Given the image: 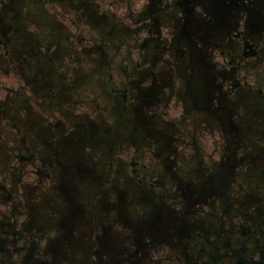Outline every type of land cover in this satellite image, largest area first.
I'll return each instance as SVG.
<instances>
[{
  "label": "flooded vegetation",
  "instance_id": "flooded-vegetation-1",
  "mask_svg": "<svg viewBox=\"0 0 264 264\" xmlns=\"http://www.w3.org/2000/svg\"><path fill=\"white\" fill-rule=\"evenodd\" d=\"M137 4L0 0V264H264V0Z\"/></svg>",
  "mask_w": 264,
  "mask_h": 264
},
{
  "label": "rangeland",
  "instance_id": "rangeland-1",
  "mask_svg": "<svg viewBox=\"0 0 264 264\" xmlns=\"http://www.w3.org/2000/svg\"><path fill=\"white\" fill-rule=\"evenodd\" d=\"M126 2H123V4L121 3V2H118V3H113V5H111V4H106V5H108V6H101V8H102V10H111V12H113V13H116V14H118L119 16H121L122 15V12L121 11H123V10H125L127 7H126ZM47 5V4H46ZM48 6V8L51 10V12H54V11H58L59 13H57L58 14V16L60 17V18H62L63 17V15L61 14V12H62V8H61V6L60 5H56V7L54 6V5H52V6H50V5H47ZM120 6V7H119ZM47 8V7H46ZM117 8L119 9V10H121V11H118L117 10ZM73 12H75V10L73 9ZM63 13V12H62ZM72 15V13H70L69 14V16H71ZM74 15V14H73ZM70 23H68V25H69ZM82 27H84V29L82 28V36H80V39H83L82 41H84L85 42V45L89 48L88 49V53H89V56L90 57H96L97 58V56H99L100 55V47L102 46L101 45V42H100V34L98 35L97 33H96V30H97V27H95V28H92V26H90V25H84V26H82ZM72 31L73 32H76L75 30H76V25L74 24V26L72 25ZM89 36H92L93 37V39H90V37ZM124 42H125V40H123L122 42H121V40L120 39H115V38H113L112 37V41L110 42V46L108 47V49L106 50L107 51V54H106V57L107 58H109V57H111L112 56V54L114 53V52H116V50H117V52H118V56L120 57L121 56V61H119V59L116 61V63H118V66H117V68H115V70L113 71H111V70H109V71H107L106 69H105V64H104V66L103 65H100V67H99V65H95V63H94V66L95 67H97L96 69H95V72H96V74L98 75V77L100 78V76L101 77H103L104 76V78L106 79V77H107V74L108 73H113L114 75V78L116 79V80H121V79H123L125 76H124V72L123 71H125V72H127L128 71V69H129V64L126 62V60L125 59H123L122 60V56H126V47H125V45H124ZM118 46V47H117ZM118 48V49H117ZM104 60V62L106 61L105 59H103ZM101 61H102V59H101ZM100 61V62H101ZM76 62V60L73 62V63H75ZM94 61H92V63H93ZM75 66H77V64H75ZM79 66V65H78ZM62 68V67H61ZM60 68V69H61ZM90 94L91 95H96V94H98L97 93V90H95V91H93V92H90ZM97 103H100L101 104V106L103 105V103H101V101L99 100ZM184 113V108L180 105V103H179V105H178V108H170L169 109V115L170 116H173V117H175V116H179V115H182Z\"/></svg>",
  "mask_w": 264,
  "mask_h": 264
},
{
  "label": "clouds",
  "instance_id": "clouds-1",
  "mask_svg": "<svg viewBox=\"0 0 264 264\" xmlns=\"http://www.w3.org/2000/svg\"><path fill=\"white\" fill-rule=\"evenodd\" d=\"M146 2V0H138V4H137V7H141L144 3ZM219 158V157H217Z\"/></svg>",
  "mask_w": 264,
  "mask_h": 264
}]
</instances>
